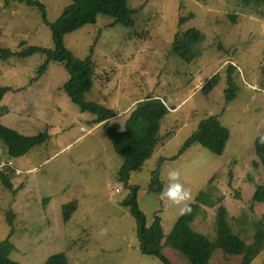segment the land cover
<instances>
[{"label":"rangeland","instance_id":"1","mask_svg":"<svg viewBox=\"0 0 264 264\" xmlns=\"http://www.w3.org/2000/svg\"><path fill=\"white\" fill-rule=\"evenodd\" d=\"M37 1L45 5L46 20L38 7L0 0L2 47L13 52L55 48L50 26L72 0ZM128 6L136 10L132 27L99 15L95 24L67 34L65 46L78 59L92 57L96 73L85 99L115 110L119 118L111 124L117 129L124 128L123 118L134 105L150 96L164 99L169 107L160 144L132 173L129 186L119 181L124 160L103 124L96 126L95 116L82 113L66 93L65 63L52 61L40 74L46 60L41 53L0 60V85L10 88L0 103L2 124L26 136H49L26 156L13 159L14 171L0 175V243L12 233L10 258L21 264H45L58 253L66 254L68 264H164L141 252L136 220L121 205L130 186H138L148 226L158 215L164 233L170 234L179 207L149 191L156 170L164 186L167 172L178 170L192 192L191 203L201 191L210 190L219 199L213 208L201 206L193 223L211 241L217 239L221 206L227 207L234 232L248 243L254 240L255 225L264 221V204L254 202L257 189L264 186V168L254 150L264 136V3L129 0ZM192 28L205 40L198 46L199 57L189 63L172 52V43L177 33ZM229 65L236 68L239 92L227 103ZM216 74L218 85L203 92ZM209 116H218L230 131L224 154L194 144L172 159ZM0 156L7 161L1 141ZM72 202L77 210L66 223L64 206ZM163 252L172 264H189L168 247ZM241 262V257L217 252L211 264ZM252 264H264V250Z\"/></svg>","mask_w":264,"mask_h":264},{"label":"trees","instance_id":"2","mask_svg":"<svg viewBox=\"0 0 264 264\" xmlns=\"http://www.w3.org/2000/svg\"><path fill=\"white\" fill-rule=\"evenodd\" d=\"M7 3L18 1L38 7L46 20V8L37 0H6ZM246 4L254 1L264 3V0H243ZM129 0H72V4L66 7L59 19L51 24V30L55 42V48L44 49L41 47H29L21 52H13L9 48L0 45V60H8L12 57H27L35 53L45 55L46 60L40 67L43 74L52 61L65 63L69 74L64 88L71 101L77 104L82 113H90L95 116L94 124H103V129L112 142L115 152L124 160L119 170V181L129 186L132 173L137 172L146 161L154 154L160 144L161 125L169 113L166 101L160 97L150 96L140 102L127 113L125 127L117 129L111 124V120L117 116L113 109L104 105L89 102L85 99L94 84L96 64L92 57L84 60L76 58L65 46V36L75 32L86 25L95 24L99 15L109 16L114 19V25L120 24L130 28L134 25L136 10L128 6ZM183 21V19H182ZM205 40L204 34L192 28L184 33H177L172 43V52L185 62H193L199 57L198 46ZM236 68L229 65L227 72L228 87L225 90L226 102H232L237 98L239 87L235 78ZM219 74L214 75L202 88L208 92L218 85ZM10 88L0 85V103ZM49 136L47 132L37 136H26L18 131L4 126L0 120V141L6 149L7 161L0 156V164L13 159L26 156L33 148L43 145ZM230 139V131L225 127L218 116H209L202 120L197 130L186 140L177 156L180 157L186 149L194 144L201 145L216 155H223ZM255 154L264 168V145L259 138L254 146ZM164 159V158H162ZM14 171L6 167L4 171ZM161 172L153 173L149 191L160 194L164 188L161 181ZM7 186L10 180L4 178ZM138 186H130V194L121 202V205L129 208L130 213L137 223V236L140 250L143 254L156 257L164 264H172L165 256L163 250L168 247L176 251L180 257L189 264H211L216 253L222 252L228 257H241V264H252L255 258L264 250V221H258L255 225L256 233L252 243L245 241L240 234L234 232L229 221V212L226 206H221L217 216V239L211 241L205 235L198 232L193 223L198 217L201 206L213 208L220 204L218 198H214L212 191H201L195 200L190 203L191 212L180 215L170 234L166 235L160 216H156L154 223L148 226L146 214L141 210L138 202ZM254 202L264 204V186H260L255 195ZM77 210V202L64 206V220L69 222ZM11 215V214H10ZM263 220V219H262ZM12 235V233H11ZM11 235L0 243V264H21L10 258L14 250ZM45 264H68V258L64 253H58L49 257Z\"/></svg>","mask_w":264,"mask_h":264},{"label":"clouds","instance_id":"3","mask_svg":"<svg viewBox=\"0 0 264 264\" xmlns=\"http://www.w3.org/2000/svg\"><path fill=\"white\" fill-rule=\"evenodd\" d=\"M259 142L264 145V136L259 137ZM167 179L169 183L160 192L161 199H167L178 206L180 215L189 214L191 212L190 203L193 198L192 192L181 182L180 172L178 170L168 171ZM104 231L106 232V230Z\"/></svg>","mask_w":264,"mask_h":264},{"label":"built area","instance_id":"4","mask_svg":"<svg viewBox=\"0 0 264 264\" xmlns=\"http://www.w3.org/2000/svg\"><path fill=\"white\" fill-rule=\"evenodd\" d=\"M83 131H86V134H87V130H85V128H83ZM6 167H11V168L15 169V168H14V163L12 162V160H10V161H8V162H2V163L0 164V172L4 171V169H5ZM117 192L120 193V192H121V188H118V189H117Z\"/></svg>","mask_w":264,"mask_h":264},{"label":"crops","instance_id":"5","mask_svg":"<svg viewBox=\"0 0 264 264\" xmlns=\"http://www.w3.org/2000/svg\"><path fill=\"white\" fill-rule=\"evenodd\" d=\"M117 118H119V115H118V114H117L116 117L113 118L112 122H113V121H117ZM123 119H125V120H124V123H123V127H125L126 118H123ZM96 126H99V125H96ZM123 129H124V128H122V127L119 128V130H123Z\"/></svg>","mask_w":264,"mask_h":264}]
</instances>
